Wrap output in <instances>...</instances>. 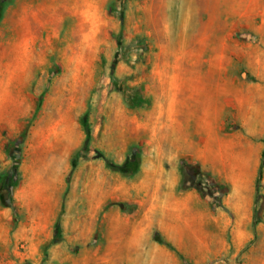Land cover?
<instances>
[{"label":"rangeland","instance_id":"1","mask_svg":"<svg viewBox=\"0 0 264 264\" xmlns=\"http://www.w3.org/2000/svg\"><path fill=\"white\" fill-rule=\"evenodd\" d=\"M2 2L0 264H264V0Z\"/></svg>","mask_w":264,"mask_h":264},{"label":"crops","instance_id":"2","mask_svg":"<svg viewBox=\"0 0 264 264\" xmlns=\"http://www.w3.org/2000/svg\"><path fill=\"white\" fill-rule=\"evenodd\" d=\"M42 1L47 4V6H46V10L47 11H49V10H52L53 11L54 10L53 5H52L53 0H42ZM50 19H54V15H51L50 17H48L47 20H46V22L40 21V24L42 26H44V25L45 26H52V23H50ZM207 60H208V62L210 61L209 63H212L211 60H209V58H207ZM209 68L210 67H207L205 71H209ZM199 73H200L199 70H197V72L194 73L195 74V77L193 79H191V83H192V85H191V92L188 95L189 99L192 101L190 104L188 103V105H190V106L203 105V104H205L206 99H208V95L207 94H203L202 99L201 100L199 99V96H200V93L199 92L200 91H199V89L197 87L198 86L197 84H198V81H199V77H198ZM170 105L174 106V108H175L174 110L176 112L177 100H176L175 96L170 99ZM172 115H173V113H171L169 115V117H173ZM172 224L176 225L175 222L172 223ZM130 264H136V263L133 260V261L130 262Z\"/></svg>","mask_w":264,"mask_h":264},{"label":"trees","instance_id":"3","mask_svg":"<svg viewBox=\"0 0 264 264\" xmlns=\"http://www.w3.org/2000/svg\"><path fill=\"white\" fill-rule=\"evenodd\" d=\"M3 6H4V2H2V3L0 4V8L2 9ZM263 142H264V139H263ZM263 162H264V146H263V150H262V154H261V161H260L259 170H258V178H257V181H256V189H255L254 202H256L257 197H258L259 179H260V176H261V167H262V165H263ZM130 165H131V166H130V167H131L130 170H126L127 168H125V167H127V166L123 167V170H125V171H135V170L137 169V165H138V164H137V161H136L135 159L132 160V162H131ZM255 217H256V209H255V207H254V209H253V218H254L253 226H255ZM154 239H155L157 242H160V243H163V242H164V241H163L158 235H156V236L154 237Z\"/></svg>","mask_w":264,"mask_h":264}]
</instances>
